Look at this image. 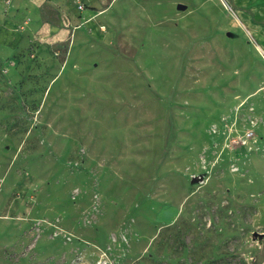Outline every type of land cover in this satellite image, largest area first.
Here are the masks:
<instances>
[{
    "label": "rangeland",
    "instance_id": "obj_1",
    "mask_svg": "<svg viewBox=\"0 0 264 264\" xmlns=\"http://www.w3.org/2000/svg\"><path fill=\"white\" fill-rule=\"evenodd\" d=\"M44 3L0 0V264H264V0H73L71 53Z\"/></svg>",
    "mask_w": 264,
    "mask_h": 264
},
{
    "label": "crops",
    "instance_id": "obj_2",
    "mask_svg": "<svg viewBox=\"0 0 264 264\" xmlns=\"http://www.w3.org/2000/svg\"><path fill=\"white\" fill-rule=\"evenodd\" d=\"M78 2H86V1H91V2H103L104 0H77ZM144 3L142 5H145L146 8H149L153 11V13L155 15H160V17H163V15H166L167 11L164 8V2L166 0H143ZM185 1V0H183ZM73 2V0L69 1V4L71 7H73V9H76L77 11L74 10L75 14H77L79 17L76 18V16H74V14L72 15V9H70L68 6H64L61 4L60 0H45L44 5L46 6H50L53 9V13H52V20L54 22L52 30L55 31L52 33V42L53 44H58L60 45L61 43L64 42V44H66L65 48L67 49V51L71 53V48L73 45L72 42V37L71 35L75 32L76 30H88L90 31L91 35L93 34V29L89 28H84V26H89L90 24H93L94 19H96L98 16H100L101 14H103L104 10H93V12L91 13H85V5H84V9L79 10L77 8V5H71V3ZM169 4V3H168ZM178 4H183V3H177ZM176 5V7H177ZM184 5V4H183ZM75 6V7H74ZM169 11L171 10V5H169ZM208 9V8H207ZM253 12H251L249 15H247L245 17V25L244 28L247 32L248 35V39L249 41H246L247 46H249L250 48H252L253 52L255 53L256 56H258L260 58V53L264 55V8L261 6H254L253 8ZM205 9H203L201 12H196L193 11L192 8H190V11H188L186 14H181V15H172V22L177 21L178 18L181 19V21L186 24L188 23L189 19L193 24H199L202 20H204L202 18V14L204 13ZM194 14L192 15L188 20L186 18L187 14ZM185 18V19H184ZM150 20V19H148ZM127 21V20H126ZM187 21V22H186ZM128 23V22H127ZM182 24V25H184ZM182 25L178 26V27H182ZM103 25L99 26V34H102L100 27ZM101 30V31H100ZM96 33V32H95ZM128 38L129 41L131 43V45H134V39L130 38V34L128 33ZM165 34V31L164 33ZM68 42V43H65ZM163 42L167 43V39H163ZM164 44L165 47L167 46V44ZM258 49H261L260 51ZM166 51V50H165ZM234 51L240 53L241 55H243V57H240V63H238L239 65H237V67H242L243 65H249L250 69H251V65L249 61V57H247L246 55V50L244 49L242 52L240 50L235 49ZM67 52V53H68ZM69 53V54H70ZM69 54L66 55L63 59V65L65 64L67 57H69ZM71 55V54H70ZM254 62L256 63H260L257 59H254ZM241 64V65H240ZM255 64V63H254ZM244 69V67H242ZM236 69V68H235ZM235 72L237 73V70H235ZM237 85H239V82L236 83ZM247 91H250L251 88L250 86L247 87L246 89Z\"/></svg>",
    "mask_w": 264,
    "mask_h": 264
},
{
    "label": "built area",
    "instance_id": "obj_3",
    "mask_svg": "<svg viewBox=\"0 0 264 264\" xmlns=\"http://www.w3.org/2000/svg\"><path fill=\"white\" fill-rule=\"evenodd\" d=\"M77 8L79 10H82V9H84V6L81 3H77ZM100 29L103 30L104 29V26H101Z\"/></svg>",
    "mask_w": 264,
    "mask_h": 264
},
{
    "label": "water",
    "instance_id": "obj_4",
    "mask_svg": "<svg viewBox=\"0 0 264 264\" xmlns=\"http://www.w3.org/2000/svg\"><path fill=\"white\" fill-rule=\"evenodd\" d=\"M177 9H179V10H185L186 9V6L183 5V4H178L177 5Z\"/></svg>",
    "mask_w": 264,
    "mask_h": 264
},
{
    "label": "bare ground",
    "instance_id": "obj_5",
    "mask_svg": "<svg viewBox=\"0 0 264 264\" xmlns=\"http://www.w3.org/2000/svg\"><path fill=\"white\" fill-rule=\"evenodd\" d=\"M261 49H259V51H260ZM262 51V50H261ZM262 56H263V58H264V55L263 54H261Z\"/></svg>",
    "mask_w": 264,
    "mask_h": 264
}]
</instances>
